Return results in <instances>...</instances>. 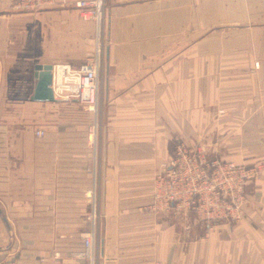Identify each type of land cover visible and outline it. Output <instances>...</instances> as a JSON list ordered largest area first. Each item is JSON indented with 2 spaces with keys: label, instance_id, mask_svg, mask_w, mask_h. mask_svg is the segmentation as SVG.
I'll list each match as a JSON object with an SVG mask.
<instances>
[{
  "label": "crops",
  "instance_id": "crops-1",
  "mask_svg": "<svg viewBox=\"0 0 264 264\" xmlns=\"http://www.w3.org/2000/svg\"><path fill=\"white\" fill-rule=\"evenodd\" d=\"M78 1H0V245L3 216L13 231L0 260L84 264L96 184V264H264V171L239 220L153 205L179 141L264 163V0H104L97 157L85 103L31 98L37 63L79 65L96 48Z\"/></svg>",
  "mask_w": 264,
  "mask_h": 264
},
{
  "label": "built area",
  "instance_id": "built-area-1",
  "mask_svg": "<svg viewBox=\"0 0 264 264\" xmlns=\"http://www.w3.org/2000/svg\"><path fill=\"white\" fill-rule=\"evenodd\" d=\"M4 9L39 7L53 0H0ZM104 0H79L84 17L95 18L98 23L96 48L82 63L75 65L60 62L53 65L52 87L62 99H77L95 113L89 139L97 157L99 147V92L100 74L104 61ZM37 129L38 136L44 135ZM264 171V164H247L224 160L209 155L206 146L184 140L176 144L175 155L158 174L153 188V205L156 209L172 208L178 216L190 212L198 221L214 223L221 219L239 220L247 200V185ZM91 210V227L83 233L84 248L80 253L84 264H96L97 188L86 191ZM44 258L35 264H44ZM0 264H17L13 256L0 260ZM196 264V263H194Z\"/></svg>",
  "mask_w": 264,
  "mask_h": 264
},
{
  "label": "water",
  "instance_id": "water-1",
  "mask_svg": "<svg viewBox=\"0 0 264 264\" xmlns=\"http://www.w3.org/2000/svg\"><path fill=\"white\" fill-rule=\"evenodd\" d=\"M35 76L37 78V82L34 88V92L31 95L32 99L35 100H61L62 98H58L54 94V89L52 87V79H53V64L52 63H37L35 65ZM4 221L10 230V241L7 245H0V249H7L13 243V231L8 223V220L5 216H3Z\"/></svg>",
  "mask_w": 264,
  "mask_h": 264
},
{
  "label": "rangeland",
  "instance_id": "rangeland-1",
  "mask_svg": "<svg viewBox=\"0 0 264 264\" xmlns=\"http://www.w3.org/2000/svg\"><path fill=\"white\" fill-rule=\"evenodd\" d=\"M18 10H22V9H18ZM80 13H81V15L83 16V14H82V12L80 11ZM84 17V16H83ZM196 145H199V144H202V143H195ZM194 144V145H195ZM92 145V144H91ZM203 146H205L204 144H202ZM207 148V147H206ZM207 150H208V152H209V155H213L211 152H210V150L207 148ZM261 164H264V163H261Z\"/></svg>",
  "mask_w": 264,
  "mask_h": 264
}]
</instances>
